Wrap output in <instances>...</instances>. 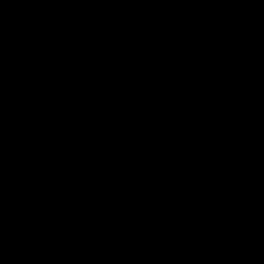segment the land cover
<instances>
[{
	"label": "water",
	"instance_id": "obj_1",
	"mask_svg": "<svg viewBox=\"0 0 264 264\" xmlns=\"http://www.w3.org/2000/svg\"><path fill=\"white\" fill-rule=\"evenodd\" d=\"M0 264H264V0H0Z\"/></svg>",
	"mask_w": 264,
	"mask_h": 264
}]
</instances>
